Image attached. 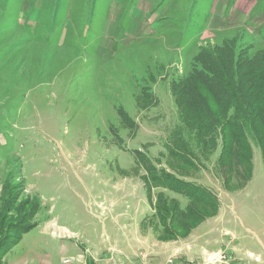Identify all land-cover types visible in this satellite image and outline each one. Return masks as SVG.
<instances>
[{
	"label": "rangeland",
	"instance_id": "1",
	"mask_svg": "<svg viewBox=\"0 0 264 264\" xmlns=\"http://www.w3.org/2000/svg\"><path fill=\"white\" fill-rule=\"evenodd\" d=\"M248 1L0 0V264L169 259L172 231L160 235L158 213L166 194L183 208L191 201L156 184L145 164L234 205L239 232L264 256L260 148L243 188L236 176L225 185L219 150L197 152L190 166L166 148L181 126L176 87L211 80L223 51L237 62L264 53V18L252 19L264 2ZM191 206L200 218L177 214V241L217 213Z\"/></svg>",
	"mask_w": 264,
	"mask_h": 264
},
{
	"label": "trees",
	"instance_id": "2",
	"mask_svg": "<svg viewBox=\"0 0 264 264\" xmlns=\"http://www.w3.org/2000/svg\"><path fill=\"white\" fill-rule=\"evenodd\" d=\"M231 54L229 50L228 54L223 51L214 58L213 68L207 71L211 80L195 77L184 82L182 87H176L174 94L181 126L167 138L166 148L171 157L186 161L190 166H195L197 152L208 155L219 150L218 167L225 185H233L236 176L240 180L238 185L243 188L250 182L254 146L260 148L264 161V53L252 62H237ZM145 166L148 172L157 175H152L156 184L184 194L191 204L218 209L210 190L177 180L161 170V175L169 176L183 189L178 188L162 182V176L154 169L157 167ZM191 204L180 210L175 203L173 210L161 208L159 215L166 221L167 213H173L170 214L173 222L180 221L176 220L179 213L182 217L200 218Z\"/></svg>",
	"mask_w": 264,
	"mask_h": 264
},
{
	"label": "crops",
	"instance_id": "3",
	"mask_svg": "<svg viewBox=\"0 0 264 264\" xmlns=\"http://www.w3.org/2000/svg\"><path fill=\"white\" fill-rule=\"evenodd\" d=\"M215 1L216 2L212 7H220L225 2V0ZM238 1L239 0H236V3H238ZM260 1L261 0H250L248 1V6L251 2H253V4H255V8H258ZM263 18L264 4L261 12L257 13L256 15L252 14L253 23H258L257 21ZM167 173L171 176H176L175 172L173 171L170 172L167 170ZM166 190L177 195V193L173 192L172 190ZM1 191L2 185L0 186V192ZM181 195L186 197L184 194ZM166 198L168 199V201L164 204L163 208L165 207L173 210L177 199L175 197L171 198L167 194ZM170 202L172 203L170 204ZM177 203L180 210H185L188 205H190L187 204L183 208L180 205V201H178ZM233 212H236V208L234 205L229 209L222 206L218 207L217 213L214 217L206 218L205 220L201 221L200 224L195 226L193 232L188 237L182 236L184 239H179L178 241L175 239V237L178 235L174 234V231H176L177 223L175 221H171V215H173V213H167L166 221H164L158 213V218L161 222L157 224L160 225L158 227V231L161 233L160 235H167L168 232L170 233L172 231L170 236L173 237L172 239L169 238L167 242L168 251L169 254H171L170 258L162 263L160 262L159 264H165L170 259L182 263H202L221 252L227 253L233 264H264V256L261 253H256L252 250V246L255 245L253 234L244 235L243 232H239V229L241 227L235 221ZM245 225L246 223L244 222V226ZM183 228L186 229L187 227L184 225ZM165 229H168L169 231L167 233H163L162 231ZM247 230L249 233L258 232L256 231V228L253 229L251 226L247 227ZM246 236H250L247 243L248 246L242 247L239 243L240 238H245ZM258 244L264 248V243L262 241H260V243ZM157 260L158 259L151 258L144 261L146 262V264H155V261ZM140 262L141 261H139V263Z\"/></svg>",
	"mask_w": 264,
	"mask_h": 264
},
{
	"label": "built area",
	"instance_id": "4",
	"mask_svg": "<svg viewBox=\"0 0 264 264\" xmlns=\"http://www.w3.org/2000/svg\"><path fill=\"white\" fill-rule=\"evenodd\" d=\"M139 264H146V262L143 260ZM165 264H178V263L173 262V259H171V263H165ZM188 264H198V263H188ZM219 264H233V263L227 253L221 252V259L219 260Z\"/></svg>",
	"mask_w": 264,
	"mask_h": 264
},
{
	"label": "bare ground",
	"instance_id": "5",
	"mask_svg": "<svg viewBox=\"0 0 264 264\" xmlns=\"http://www.w3.org/2000/svg\"><path fill=\"white\" fill-rule=\"evenodd\" d=\"M173 262H177L176 260H173ZM166 263H171V259L168 260ZM178 264H188V263H182V262H177ZM198 264H205V263H198Z\"/></svg>",
	"mask_w": 264,
	"mask_h": 264
}]
</instances>
